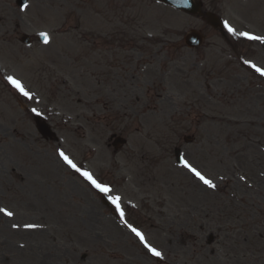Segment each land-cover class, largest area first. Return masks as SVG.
I'll return each instance as SVG.
<instances>
[{
  "label": "rangeland",
  "instance_id": "1",
  "mask_svg": "<svg viewBox=\"0 0 264 264\" xmlns=\"http://www.w3.org/2000/svg\"><path fill=\"white\" fill-rule=\"evenodd\" d=\"M203 1L207 8L215 9L218 4L216 12L237 32L264 36V0ZM31 3L29 17L33 20L41 22L44 13H49L47 24L36 25L37 30H49L52 35L38 56H32L33 91L44 95L47 89L50 104L40 106L54 115L50 119L59 141L44 142L34 130L28 143L20 137L25 131L20 129L18 176L4 172L0 206L13 211L10 208L18 207L24 189L28 192L34 186L32 194H43L35 202L44 207V217L52 213L53 220L49 239L42 236L39 240L32 231L38 245L35 249H42L33 253L29 252L30 241L21 236L26 227L10 231L0 220V264H29L32 260L35 264L39 259L45 264H65L64 260L74 262L84 255L92 260L95 256L88 255L99 217V238L102 230L111 231L115 247L108 244V254L118 263L135 259L142 264H238L244 258L257 263L260 254L255 245L260 247L264 241L258 242L251 216L261 217L264 207V80L245 61L264 69V43L232 33L225 41L201 19L151 0ZM41 10L44 12L37 18ZM193 28L203 29L206 35L203 46L195 51L183 40ZM128 37L131 41L125 43V50L116 48L117 43H104ZM240 39L245 41L242 45ZM95 44L106 71L114 53L137 58L144 53L143 71L131 72L129 92L120 101L105 94L97 99L93 92ZM137 47H145L144 52ZM23 69L24 73L31 71L26 64ZM210 94L222 102L215 101L210 107ZM112 133L129 138L128 145L117 153L107 146ZM186 135H192L194 142L185 143ZM27 146L40 152L33 164L22 156ZM58 148L101 180L115 184L125 200L136 201L145 241L160 251L164 261L142 247L135 235L125 237L127 231L118 222L112 224L105 215L107 208L81 183L76 171L57 163ZM2 149L6 153L5 144ZM179 153L216 185L223 183L219 184L222 187L214 191L197 182L178 161ZM1 161L6 170L11 167ZM140 185L144 187L138 188ZM14 211L12 224H22L15 222L16 217H36ZM57 222L68 228L55 232L53 223ZM175 223L181 224L179 239L188 235L183 244L172 241ZM209 233L216 237L211 245L206 242ZM100 247L99 239L96 250L103 253ZM12 255L16 261H9ZM260 260L264 262L263 255Z\"/></svg>",
  "mask_w": 264,
  "mask_h": 264
},
{
  "label": "snow or ice",
  "instance_id": "2",
  "mask_svg": "<svg viewBox=\"0 0 264 264\" xmlns=\"http://www.w3.org/2000/svg\"><path fill=\"white\" fill-rule=\"evenodd\" d=\"M27 5L25 6V8ZM225 27L227 30L232 33L233 35H239L242 36L248 40L253 41H259L261 43H264V36H257L250 34L248 32H237L236 29L232 28L227 21H225ZM40 36L43 39V42L45 44L50 42V37L46 32L40 33ZM246 64H249L250 67L254 68L256 72L260 73L262 76H264V69H261L257 67L255 64L250 63L249 61H245ZM9 83H11L18 91H20L24 96L30 97V93L25 90L24 86L21 84V82L11 76L7 77ZM60 157L72 168L76 169V171L81 172V175L85 177L96 189H98L102 193H109L110 188L108 186H105L101 183H99L91 173L87 171H81L80 168L73 163V161L65 155L62 151L60 152ZM184 167L187 168L195 177H197L204 185H206L209 188H214L216 185L213 183L212 180L207 179L200 171H198L195 167H193L190 163H188L187 160L184 161ZM243 179V177H242ZM112 203L116 205V207L119 209V197H110ZM0 213H2L4 216L12 217L14 213L7 208L0 207ZM121 218L123 219L124 213L123 211L120 212ZM13 227H18V225H13ZM27 228H34L35 225L33 224H27L25 225ZM130 230L140 239L141 243H144L145 247L148 248V250L154 255V256H161L162 254L157 251L154 247H151L149 244L146 243L144 235L135 227H132L131 225H128Z\"/></svg>",
  "mask_w": 264,
  "mask_h": 264
},
{
  "label": "bare ground",
  "instance_id": "3",
  "mask_svg": "<svg viewBox=\"0 0 264 264\" xmlns=\"http://www.w3.org/2000/svg\"><path fill=\"white\" fill-rule=\"evenodd\" d=\"M19 247H21V245H19Z\"/></svg>",
  "mask_w": 264,
  "mask_h": 264
},
{
  "label": "flooded vegetation",
  "instance_id": "4",
  "mask_svg": "<svg viewBox=\"0 0 264 264\" xmlns=\"http://www.w3.org/2000/svg\"><path fill=\"white\" fill-rule=\"evenodd\" d=\"M114 80V78H112Z\"/></svg>",
  "mask_w": 264,
  "mask_h": 264
}]
</instances>
